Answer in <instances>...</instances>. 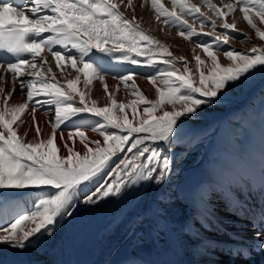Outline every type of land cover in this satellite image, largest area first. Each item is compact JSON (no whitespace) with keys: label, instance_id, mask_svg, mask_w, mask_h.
I'll return each instance as SVG.
<instances>
[{"label":"snow or ice","instance_id":"obj_1","mask_svg":"<svg viewBox=\"0 0 264 264\" xmlns=\"http://www.w3.org/2000/svg\"><path fill=\"white\" fill-rule=\"evenodd\" d=\"M148 4L155 20L163 26H176L183 39L190 41L200 35L211 38L210 43H199L192 49L195 67H190L186 57L174 56L169 45L141 28L134 0H19L15 6L11 0H0V59L5 61L0 63V189H55L38 198L30 214L0 226V245L25 249L37 234L48 232L58 218L71 216L69 209H74L81 194L83 202L91 204L119 196L140 181H164L172 165V143L177 142L182 131L181 118L213 103L223 90L246 78L252 70H264V46L224 51L227 64H222L217 54L221 45H229V30H238L234 17L237 11L264 41V29L258 26L264 24V0H221L220 4L213 0H201V4L171 0V8L162 0H141L140 6ZM202 6L208 11H202ZM122 7L132 12L131 18L121 11ZM186 17L193 19L190 22ZM208 25L210 30L205 31ZM218 28L222 31L218 32ZM55 46L72 51L54 50ZM94 50L134 65L166 66L147 77L157 98L148 100L130 73L119 79L125 91L137 99L118 102L105 83L103 90L110 104L98 106L88 90L93 81H104L90 57ZM46 53H50L61 73L67 67L75 70V78L66 79V87L57 79ZM178 61L183 62V72L175 67ZM81 75L84 90L78 87ZM9 76L10 80L6 78ZM158 80L163 87L157 86ZM8 83L11 90L6 91ZM17 85L26 98L22 103L10 104ZM45 104L50 107L45 109ZM165 104L171 105V110L157 115ZM140 105H145L142 115L137 112ZM128 108L133 113L131 120L125 111ZM114 109L124 114L122 119ZM41 110L49 117L46 123L51 132L46 138H41L42 128L36 119ZM29 113V131L36 134L33 141H26L27 131L23 136L18 133L21 126L28 124L25 117ZM82 113L103 121H96L91 129L103 142L90 139L81 130L76 118ZM58 133L64 155L56 143ZM77 138L83 153L75 149ZM121 153H126L124 158L110 166L113 157ZM106 176L112 177L111 182L104 179ZM93 182L94 190L89 188ZM255 236L264 250V227Z\"/></svg>","mask_w":264,"mask_h":264},{"label":"bare ground","instance_id":"obj_2","mask_svg":"<svg viewBox=\"0 0 264 264\" xmlns=\"http://www.w3.org/2000/svg\"><path fill=\"white\" fill-rule=\"evenodd\" d=\"M162 2L166 7L171 8V0H162ZM213 2L220 4L221 0H213ZM140 3L141 0H134L135 15L141 22V27L156 39L169 45L174 56L186 57L190 67H195L192 49L203 40L202 37H193L190 41L183 39L177 34L176 26L161 25L155 20V13L147 5L141 7ZM192 3L201 4V0H194ZM206 10L202 8V11L206 12ZM121 11L131 18V11L124 7ZM234 17L237 21V29L244 37L241 41L230 40L231 44L242 50L251 49L254 45H264V41L256 36L255 31L241 18L238 11L234 13ZM186 18L190 22L193 19ZM229 22L231 23L232 20L229 19ZM258 26L264 29V24L258 23ZM197 28L199 29V24ZM54 50L72 51L70 48L61 49L60 46H55ZM196 52L200 53L201 50L197 48ZM217 54L221 57L222 64L229 63L222 53L220 55L217 52ZM46 55L53 64L57 79L66 87V79H74L75 70L67 67L64 73H61L55 68L50 53ZM90 57L104 77L103 82L95 80L88 86L91 99L96 100L98 106L110 104L103 90L105 83L109 92L115 93L118 102L128 103L137 99L125 91L119 79L120 76L130 73L134 74L136 85L148 100L157 98L155 87L147 77L155 74L156 70L164 65L157 64L147 70L136 64L118 61L95 50ZM25 58L30 59L28 54ZM202 58L206 57L202 54ZM181 67L183 69V66ZM6 78L10 80V76ZM117 85L119 91H116ZM157 86L163 87L159 80ZM78 87L84 90L82 75ZM5 90H11L10 83L5 85ZM252 94L253 92H249L242 102L232 101L231 104H226L220 109L208 110L202 106L195 114L182 117V131L178 135L177 142L172 143V165L164 181L160 183L154 180L140 181L129 186L119 196L108 197L91 204L84 203V196L81 194L75 201L74 209H69L73 212L71 216L58 218L57 222L49 227L48 232L37 234L25 249L0 245V264H158L160 259L165 264H264V250L261 247L260 251L254 253L249 260H242L230 256L220 246V242L228 237L227 234H235L240 239L256 238L257 231L250 227L246 220L235 217L231 212V206L239 200V197L250 196L258 190L264 181V127L261 124L250 127V135L243 139L224 131L226 145L218 151V160L212 159L205 149L207 140H213L215 134L220 131L223 117L228 115L231 119L245 117L246 102ZM25 98L17 85L9 103H22ZM144 106L140 105L137 108V112L141 115ZM43 107L46 109L50 106L45 104ZM171 108V105L165 104L157 115ZM125 111L128 118L133 119L132 110L128 108ZM114 114L121 119L124 115L119 109H114ZM25 119L28 120V124L21 126L18 133L23 136L27 131L26 141H33L36 134L34 130L29 131L31 114L29 113ZM36 119L42 128L41 138H46L51 132L46 123L49 117L41 110L36 113ZM98 120L103 123L100 118L90 113H82L76 118V123L81 125V130L85 131L90 139L103 142V138L91 130ZM133 123L136 121L134 120ZM108 130L112 131V129ZM64 136L67 139V130ZM56 143L60 146V154H66L59 133ZM197 147H202L201 153L193 154ZM75 149L81 153L84 151L78 138ZM125 155L126 153H121L113 157L110 166H114V163ZM190 158L204 163V180H198L197 170L191 173L185 169L191 162L188 161ZM104 179L111 182L112 177L106 176ZM94 183L89 185L90 189L94 190ZM54 191L51 186L43 190L13 193H7L2 189L0 226H8L19 215L30 214L35 210L34 206L38 198ZM86 219L92 222L89 225H82ZM140 220L144 222L142 233L140 232L135 240H131L129 234L133 231L134 224ZM83 231L84 235H81ZM141 236L145 239L140 240ZM126 246L129 247L128 256L124 252ZM157 250L160 251V258L156 254Z\"/></svg>","mask_w":264,"mask_h":264},{"label":"rangeland","instance_id":"obj_3","mask_svg":"<svg viewBox=\"0 0 264 264\" xmlns=\"http://www.w3.org/2000/svg\"><path fill=\"white\" fill-rule=\"evenodd\" d=\"M192 1H194V0H192ZM147 7H149V9L152 12H154L151 9L150 4L147 5ZM202 8H204V10L207 9L203 6H202ZM207 11L208 10H206V12ZM129 18H130V16H129ZM218 21L219 20H217V24L220 23ZM208 26H209V28H208ZM208 26L205 27V31L210 30V25H208ZM217 31L220 32L222 30L218 28ZM147 33H149V32L147 31ZM229 33H230V37H231L230 40L231 41H235V40L241 41L244 37L243 34H241L242 32L239 30H237V31L229 30ZM199 37L200 38L202 37L201 40L203 39L202 40L203 42L201 41L200 43H210L211 42L210 37L200 35L197 38H199ZM229 44L230 45H221L220 49L218 50V53H220V55H221V53H223L224 51L231 50L232 48L235 50L244 51V50L234 46L231 43H229ZM261 46H264V45H261ZM138 59L142 60L143 58H138ZM136 65L137 66L139 65L140 67L145 68L147 70L154 68V66H155V65L154 66H147L144 64H136ZM181 66H183V63L181 61H178L175 63V67L177 69H180L181 72H183V69ZM163 67H166V66H163ZM249 92H253V94L251 95V97L246 102V108H247L246 110L247 111L245 110V115L243 114L245 117L244 118L236 117L235 119H231L229 115L225 116V118L223 117V119L221 121L220 131L215 134L213 140H207V145L205 148L206 153L209 152L212 159H215V160L219 159L217 156V153L226 145V137H225L226 135H224V134H226L225 133L226 131L229 134L236 136L237 138L243 139L244 137L250 135V127L257 125V124H261L264 127V70H261V69L252 70L250 74L246 75V78L241 79L239 82H233L231 84V86H229L225 90H223L217 98H214L213 103L203 105L208 110L213 109V108L220 109V108L225 107L226 104L227 105H229V103L231 104L232 101H233V103L242 102L243 100H245V98ZM197 98H200L198 94H197ZM201 151H202V147H197L195 149V151L193 152V154L201 153ZM188 161H191V162L186 165L185 169L190 171L191 173H194V171L197 170L198 180H200V181L204 180V174H203L204 163H200L199 161H194V159H191V158L188 159ZM206 162H208V158H206ZM45 187H48V186H43V188H45ZM34 189H36V188L3 189V190H5L7 193H11V192L13 193V192H20V191H32ZM1 190L2 189H0V191ZM129 195H130V193L128 194V196ZM88 219H91V218H88ZM85 222H86V224H85ZM91 222L92 221H89L86 219L84 222H82V225H89ZM134 225L135 226H134L133 231L129 234L131 240H135L140 235V232L142 233V230L144 228V222H143V220L142 221L140 220ZM83 233H84V231L81 233V235ZM108 237H106V238H108ZM141 238L145 239L142 236L139 239L142 240ZM124 250H125L124 252L126 253V256H128L129 255L128 253H130L129 247L126 246Z\"/></svg>","mask_w":264,"mask_h":264}]
</instances>
